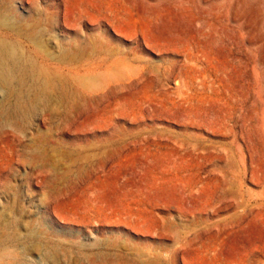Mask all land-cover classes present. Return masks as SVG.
<instances>
[{
  "label": "rangeland",
  "instance_id": "1",
  "mask_svg": "<svg viewBox=\"0 0 264 264\" xmlns=\"http://www.w3.org/2000/svg\"><path fill=\"white\" fill-rule=\"evenodd\" d=\"M0 4V264H264V0Z\"/></svg>",
  "mask_w": 264,
  "mask_h": 264
},
{
  "label": "bare ground",
  "instance_id": "2",
  "mask_svg": "<svg viewBox=\"0 0 264 264\" xmlns=\"http://www.w3.org/2000/svg\"><path fill=\"white\" fill-rule=\"evenodd\" d=\"M7 11V8L0 4V26L5 27L7 30L18 32L16 31V18L14 15H9L11 13ZM18 29L20 30V28ZM22 52L16 43L0 36V92L3 93L0 100V115L3 113L12 114L13 111L18 108L22 109L28 105L29 97L26 98V95L28 96V94L23 96V92L21 93V91H23L21 89L26 86V74L24 73V69L28 65H31L30 67H32L34 71L33 74L36 76V83L33 84L32 87L36 92L41 89V87L44 91L51 87L49 86L50 81L48 71L41 68L37 63H31V61H28ZM35 76H33V78H35ZM43 78L44 86L41 81ZM37 83L42 85H38ZM15 98L17 99L16 103L13 102V99Z\"/></svg>",
  "mask_w": 264,
  "mask_h": 264
}]
</instances>
